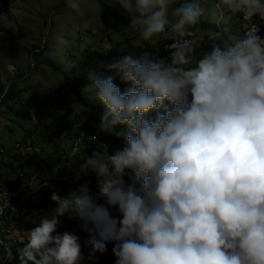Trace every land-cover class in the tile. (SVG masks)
I'll list each match as a JSON object with an SVG mask.
<instances>
[{"label": "clouds", "instance_id": "clouds-1", "mask_svg": "<svg viewBox=\"0 0 264 264\" xmlns=\"http://www.w3.org/2000/svg\"><path fill=\"white\" fill-rule=\"evenodd\" d=\"M66 4L80 10V0ZM117 4L142 41H172L170 56L123 55L106 65L114 75L89 73L102 108L89 139L114 136L123 147L98 143L103 151L84 157L95 191L85 183L51 194L57 207L22 238L19 264H81L79 237L57 232L69 214L89 237V260L111 244L115 264H264V38L252 23L264 21V0H216L252 27L198 60L199 2Z\"/></svg>", "mask_w": 264, "mask_h": 264}, {"label": "rangeland", "instance_id": "rangeland-1", "mask_svg": "<svg viewBox=\"0 0 264 264\" xmlns=\"http://www.w3.org/2000/svg\"><path fill=\"white\" fill-rule=\"evenodd\" d=\"M193 2L176 0L175 6ZM196 2L205 9V16L192 29L193 38L201 42L195 60L211 51L213 43L222 46L245 34L247 21L240 16L230 20L225 10L215 7L216 0ZM80 5L77 11L66 0H0V190L16 187L20 173L39 174L42 183H48L40 196L27 193V202L5 221L8 246L0 248L10 250L15 259L8 261L5 256L0 264H19L17 249L24 246L22 238L38 226L40 217L57 207L50 199L53 192L63 198L85 183L96 190L95 177L82 174L80 166L85 156L103 149L88 138L83 151L68 156L78 133L97 135L102 108L87 89L89 73L114 75L106 65L123 55L138 58L147 51L154 59L170 56L160 53L166 40L142 41L117 0H80ZM9 64L14 72L8 71ZM76 77L84 79L85 86L78 82L73 91ZM114 82L120 85L118 78ZM77 96L95 108L78 102ZM98 139L110 146V152L123 147V141L114 136ZM57 232L79 237L81 264H115L110 244L103 255L88 259L91 249L85 242L89 237L70 214L60 219Z\"/></svg>", "mask_w": 264, "mask_h": 264}, {"label": "built area", "instance_id": "built-area-1", "mask_svg": "<svg viewBox=\"0 0 264 264\" xmlns=\"http://www.w3.org/2000/svg\"><path fill=\"white\" fill-rule=\"evenodd\" d=\"M243 22H246L242 20ZM252 23L256 25L259 28V32L261 28L264 26V21H261L260 18L253 17ZM251 21H247V26L245 29L246 31L250 30L252 27ZM258 32V33H259ZM193 38V36H192ZM172 43L170 40H166L163 45L161 46L160 53L161 55H169V51L167 50V45ZM85 135H82L79 133L76 135L72 142V146L70 147L68 151V156L71 158L74 156H77L79 152L83 151L84 145L89 138L86 133ZM91 140V139H89ZM96 145L100 147L99 144H103L102 141L98 139V143L93 141ZM101 148V147H100ZM110 150V148H109ZM61 160L60 158L57 159V161ZM41 175L39 174H27V173H20L19 175V182L16 187L9 188L6 190H0V208L3 209V214L0 215V247L6 249L7 239L9 236V231L5 227V221L8 219L9 215L17 214L20 207L27 202V193L30 194V196H40L44 192V187L48 184L47 182L42 183L40 178ZM32 186V187H31ZM31 187V191H28ZM42 192V193H41ZM8 251V249H7Z\"/></svg>", "mask_w": 264, "mask_h": 264}, {"label": "trees", "instance_id": "trees-1", "mask_svg": "<svg viewBox=\"0 0 264 264\" xmlns=\"http://www.w3.org/2000/svg\"><path fill=\"white\" fill-rule=\"evenodd\" d=\"M225 13H226V15L227 16H229V18H230V20H232V21H235L236 19H237V16H235V17H231L226 11H225ZM54 68V70H58L56 67H53ZM59 71V70H58ZM67 80H69V78L67 77ZM79 82V83H78ZM76 83H78V84H80L82 87H84L85 86V83H84V79H82V78H78V77H76L74 80H73V86H71L72 87V90L73 91H75L76 89H77V87L75 86L76 85ZM77 100H78V102H80V103H82V104H84L83 102L84 101H82V99L80 98V97H78L77 96ZM85 106H89V108L90 109H93V108H95L94 106H91V105H88L87 103L86 104H84ZM115 138V137H114ZM116 139V138H115ZM115 139H113V140H115ZM60 157V156H59ZM61 159V158H60ZM111 245V244H110ZM108 248H109V246H108ZM6 252H7V250H1V248H0V258H5V256H6Z\"/></svg>", "mask_w": 264, "mask_h": 264}, {"label": "crops", "instance_id": "crops-1", "mask_svg": "<svg viewBox=\"0 0 264 264\" xmlns=\"http://www.w3.org/2000/svg\"><path fill=\"white\" fill-rule=\"evenodd\" d=\"M258 35L261 37V38H264V26L261 28V30H260V32L258 33ZM79 134V133H78ZM76 137V136H75ZM75 137H73V139H72V141H71V145H70V147L72 146V142H73V140H74V138Z\"/></svg>", "mask_w": 264, "mask_h": 264}]
</instances>
